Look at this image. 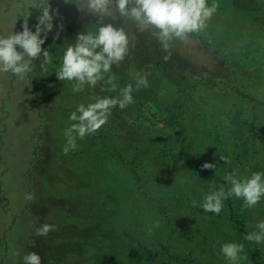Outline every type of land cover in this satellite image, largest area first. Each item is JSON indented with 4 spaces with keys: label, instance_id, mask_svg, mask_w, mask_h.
Wrapping results in <instances>:
<instances>
[{
    "label": "rangeland",
    "instance_id": "1",
    "mask_svg": "<svg viewBox=\"0 0 264 264\" xmlns=\"http://www.w3.org/2000/svg\"><path fill=\"white\" fill-rule=\"evenodd\" d=\"M45 2L0 0V35L28 20L35 30ZM207 2L219 6L203 31L165 40L114 4L103 13L88 0H49L59 13L43 46L51 62L35 59L24 79L0 73V264H25L30 252L41 264H228L220 249L229 242L244 245L240 264H252L230 214L257 231L264 199L247 207L222 197L219 214L202 205L209 193L227 192L228 175L264 172V0ZM105 24L127 33L128 51L87 84L98 98L118 97L114 83L128 81L163 118L178 116L187 160L171 159L180 144L166 128L139 122L132 103L113 107L106 124L64 151L71 113L97 99L87 103L73 90L81 82L56 72L77 34ZM142 76L148 86L137 88ZM205 162L215 177L197 169ZM45 224L54 229L39 235Z\"/></svg>",
    "mask_w": 264,
    "mask_h": 264
},
{
    "label": "clouds",
    "instance_id": "2",
    "mask_svg": "<svg viewBox=\"0 0 264 264\" xmlns=\"http://www.w3.org/2000/svg\"><path fill=\"white\" fill-rule=\"evenodd\" d=\"M67 2V0H65ZM129 0H88V7L94 12L107 13L110 5H115L121 13L130 14L131 17L144 25H150L158 31L163 39L172 36L182 40L187 38L188 33L203 31L207 27V21L211 19L218 8L217 3L208 4L207 0H135L136 7L129 10ZM41 14L37 17L35 30L24 23L22 30L9 35H0V73L11 72L19 79H24L34 69L33 61L44 58L45 64L51 62L48 48L43 47L47 40V33L54 28V20L59 14L52 9L49 0L38 7ZM42 33L44 35H42ZM59 33H56L58 38ZM18 46V47H17ZM167 48V44H165ZM19 48V50H18ZM128 51V36L121 29L112 24H105L96 32L79 33L76 43L70 44L64 51L62 64L56 72L59 80L72 81L96 85L103 78V74L110 71L113 63L122 61ZM168 57H165L167 59ZM148 86L146 76H142L136 87ZM74 91H82L78 85ZM133 86H125L118 97H104L87 106L78 105L69 119L75 121L66 130L67 146L64 151L77 147L76 138H83L87 134L97 131L107 123L111 109L117 105L120 108L132 103ZM228 160V157H221ZM204 169H214L215 165L205 162ZM231 187L225 192L221 187L206 195L202 209L205 212L219 214L223 207L222 197L230 196L243 198L247 207H253L264 199V172H254L251 176H238L230 174L226 178ZM31 199V195L27 196ZM54 225L45 224L37 230L39 235H47ZM257 231L247 234L249 241L258 244L264 243V220L257 222ZM149 233L151 229H148ZM244 245L236 242L225 243L221 246V253L228 264H240L246 260L243 255ZM25 264H41V257L36 252H30L24 256Z\"/></svg>",
    "mask_w": 264,
    "mask_h": 264
},
{
    "label": "trees",
    "instance_id": "3",
    "mask_svg": "<svg viewBox=\"0 0 264 264\" xmlns=\"http://www.w3.org/2000/svg\"><path fill=\"white\" fill-rule=\"evenodd\" d=\"M28 23L30 25V27L32 28V30L34 31L33 26L31 25L30 20H28ZM56 33H59V31H57ZM73 34V33H71ZM55 41V45L57 46V40L54 39ZM64 45V43H63ZM62 46V44H59V47ZM169 48V47H168ZM171 48V47H170ZM48 49H50L48 47ZM75 81V79H73L72 81H69L71 84H73ZM76 82V81H75ZM77 83H79L77 81ZM123 83H125V81H120V79L114 83V87L115 90L117 89L118 91H121L125 86L131 84L130 82H126V85H123ZM129 83V84H127ZM76 84V83H75ZM74 84V85H75ZM81 86H85V89H83L82 91L77 92V94H83L84 98L86 99L87 103H90L92 101L93 98H96L97 100L100 99L101 97L98 98V96H95L96 94H94L93 89L86 83H79ZM79 85V86H80ZM132 85V84H131ZM110 87V86H109ZM112 88V87H110ZM106 89H104L105 91ZM132 97H133V101H132V106H133V110L136 111V116L135 118H137L139 120V122H143L146 124L151 125L152 127H164L166 128L171 135L173 136V141L176 143H179L180 145V151L178 152V155L172 156L171 159H177L179 157H183L185 160H187V157L185 156V151H186V146H187V136H186V130L184 128L183 123L181 122V120L178 119V116L174 115V116H170V118H163L159 113L160 112H156L155 110L152 109V107L150 106V103H148L147 101L142 99L141 95L136 94L135 92L132 91ZM119 137H117L118 139ZM98 152V151H97ZM192 163L196 164L195 161L191 160ZM199 171H203L205 173H209L211 174V177H215L214 174V170L213 169H204L201 166H198L197 168ZM230 200V198H229ZM229 205L232 208V201L229 202ZM232 209H231V214H230V219L233 220L235 226H236V231L239 234L238 236L243 238L244 240L248 241L251 246H252V253H251V262L252 264H264V261L262 259V249L260 244L256 243L255 241H249L247 239V234L249 232H251V230L248 228V226L246 225L245 222L235 218L234 215H232Z\"/></svg>",
    "mask_w": 264,
    "mask_h": 264
}]
</instances>
